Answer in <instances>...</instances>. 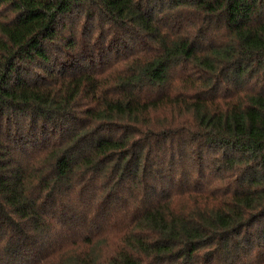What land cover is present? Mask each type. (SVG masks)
Returning a JSON list of instances; mask_svg holds the SVG:
<instances>
[{"label":"trees","instance_id":"obj_1","mask_svg":"<svg viewBox=\"0 0 264 264\" xmlns=\"http://www.w3.org/2000/svg\"><path fill=\"white\" fill-rule=\"evenodd\" d=\"M0 264H264V0H0Z\"/></svg>","mask_w":264,"mask_h":264}]
</instances>
